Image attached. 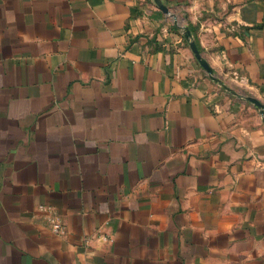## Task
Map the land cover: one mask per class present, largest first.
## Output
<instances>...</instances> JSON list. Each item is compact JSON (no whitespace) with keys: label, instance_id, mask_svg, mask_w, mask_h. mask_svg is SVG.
Instances as JSON below:
<instances>
[{"label":"crops","instance_id":"obj_1","mask_svg":"<svg viewBox=\"0 0 264 264\" xmlns=\"http://www.w3.org/2000/svg\"><path fill=\"white\" fill-rule=\"evenodd\" d=\"M162 2L0 0V264H264V0Z\"/></svg>","mask_w":264,"mask_h":264},{"label":"water","instance_id":"obj_2","mask_svg":"<svg viewBox=\"0 0 264 264\" xmlns=\"http://www.w3.org/2000/svg\"><path fill=\"white\" fill-rule=\"evenodd\" d=\"M155 2L158 4L159 8L163 12L170 13L169 8L162 2V0H155ZM185 34H186L187 38L190 40V45H191V47L195 53V56L197 57V59L199 60V62L203 66V68L206 70L209 77L211 79H213L214 81H216L217 83H219L223 88H225V89L229 90L230 92H233L234 94L238 95V93L233 88H231L228 84H226L220 77H218L214 73V70L210 66L208 61L199 52V50L195 44V41L192 39L191 31L189 28L185 29ZM246 99L248 101L252 102L253 104H255V106L260 110V113L264 116V104L260 100H258L257 98H255L253 96H246Z\"/></svg>","mask_w":264,"mask_h":264},{"label":"built area","instance_id":"obj_3","mask_svg":"<svg viewBox=\"0 0 264 264\" xmlns=\"http://www.w3.org/2000/svg\"><path fill=\"white\" fill-rule=\"evenodd\" d=\"M260 165L264 167V158L260 160ZM39 210L41 212H44L46 219L51 226V229L58 234H63L65 232V226L60 218V216L57 214V212L54 210L52 206L49 205H40Z\"/></svg>","mask_w":264,"mask_h":264}]
</instances>
